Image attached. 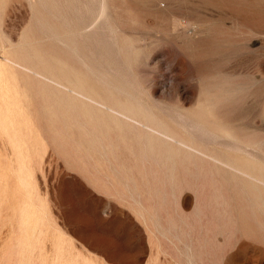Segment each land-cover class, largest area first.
Listing matches in <instances>:
<instances>
[{"label": "rangeland", "instance_id": "rangeland-1", "mask_svg": "<svg viewBox=\"0 0 264 264\" xmlns=\"http://www.w3.org/2000/svg\"><path fill=\"white\" fill-rule=\"evenodd\" d=\"M0 41L202 152L164 138L163 162L126 119L21 75L48 224L22 239L26 182L0 135V264L17 245L36 264H264V0H0Z\"/></svg>", "mask_w": 264, "mask_h": 264}, {"label": "bare ground", "instance_id": "bare-ground-1", "mask_svg": "<svg viewBox=\"0 0 264 264\" xmlns=\"http://www.w3.org/2000/svg\"><path fill=\"white\" fill-rule=\"evenodd\" d=\"M101 4H102V2H101ZM101 4L99 5L100 7H101ZM2 39H4V38L2 37ZM3 41L7 42V40H3ZM25 42H27V41H25ZM0 50L1 51L3 50L2 54L0 55V135L6 136L10 145H11V151L14 155L15 162H16L15 172L18 175L19 179H21V180L23 179V180H25V182L26 181L28 182V180L30 181V179H31V165H30L29 158H30V156H32V154H36L39 158H41L42 154L44 152V147H42L41 145L39 147H38V145L37 146L35 145L37 143L39 144V141H38V136L36 135V132H35L34 127H33L34 125H33V121H32L33 120L32 112L28 109V106H27V103L29 102V100H28V97L26 96V94H27L26 89L24 87H22V83H21L22 82V80H21L22 76L21 75L34 77L37 80H39V81H41L47 85H52V86L58 88V90H64L66 92L74 94L75 96L84 98V99L98 105L99 107L106 108L107 110H109L113 114H115L119 117H122V118L126 119L127 121L138 122L142 126L147 127L148 130H151L153 133L161 135L164 138L171 140L173 143H175L177 145H181V146L191 150L194 153L195 152L202 153L196 147L190 146L187 143L180 141V139L178 140L177 138H175L172 135H169L167 133H163L164 131H161V129H159L155 125L154 126L150 125L148 121L142 122V121L134 118L130 114L123 113L120 110L114 109V108L110 107L109 105L98 101L99 100L98 97H97V99H98L97 100L91 96L85 95V93H83V91H82L80 84L73 82L71 79L69 80V78H67V77L65 78V76H58V77L54 76L53 73L48 71L46 68H37L25 60H18L17 58H15L11 54V52L5 46H2ZM99 57H100V55H99ZM100 59L103 60L104 58H100ZM113 65H114V63H113ZM108 67H109V65H108ZM110 68H111V66H110ZM120 73H118V74H120ZM127 80H129V79L127 78ZM129 84H131V82ZM92 95L94 96V94H92ZM104 98H103V100H104ZM105 100H106V98H105ZM127 101L129 102L128 99H127ZM148 114H150V113H148ZM171 116H173V115H171ZM180 116H181V114H180ZM168 117L172 119V117H170V116H168ZM173 118H174V116H173ZM174 120H176V119L174 118ZM187 120H188V122H191V121H189V119L186 118L185 121H187ZM176 122H178V121H176ZM194 123L192 124L193 126H194ZM191 124H189V125H191ZM192 125H191V128L193 127ZM195 125H198V124L195 123ZM185 129H186V127H185ZM187 129H188V127H187ZM193 129H195V128H193ZM189 131L192 132L191 130H189ZM197 131L198 130H196V132ZM199 131H201L202 134L209 135L205 129H200ZM201 132L198 133L199 137L201 136V134H200ZM175 133H176V131H175ZM193 134L195 135L194 132H193ZM213 134H214V132H213ZM205 135H203V137ZM215 137H216V135H215ZM212 139H213V137L211 138V140ZM189 141H191V140H189ZM208 141H210V140H208ZM240 148L244 149L245 147H240ZM208 156H210V155H208ZM213 159H215V158H213ZM222 164H223V162H222ZM257 178H258V175H257ZM27 182L24 183V185H25V194L24 195H25L26 202L24 203L25 205H24L23 211L21 213L22 214L21 223L23 225L22 231L25 232V234L22 235V239H24V240H28L29 235H27L26 233L33 230L34 226L39 225L41 227V231L45 232L46 228H47V224H48V218H47L45 206L38 197L37 189L33 185H30L28 187ZM33 204H34V206L36 204V206H35L37 208L36 210H35V208L34 209L32 208ZM34 223L36 225H33ZM17 247L18 248L16 249V251H13L11 249H8L7 251H5L4 256H3L4 259H9L10 257L14 256L15 264H36L35 261L33 260L31 251H28L27 249H23L20 245H17ZM55 248L56 249L61 248V242H60L59 234L56 235Z\"/></svg>", "mask_w": 264, "mask_h": 264}, {"label": "crops", "instance_id": "crops-1", "mask_svg": "<svg viewBox=\"0 0 264 264\" xmlns=\"http://www.w3.org/2000/svg\"><path fill=\"white\" fill-rule=\"evenodd\" d=\"M113 122H115L114 126L119 127V128L124 124L123 121H113ZM118 122H120V123H118ZM127 123L128 124L132 123L133 125L138 127L137 129L139 130V132H144L145 133L144 134V136L146 138L145 142H147V144L150 146V148L157 149V152H158L157 154H158L159 158L162 159L163 162H165V160H167V159H171V158L174 159V158L177 157L173 151H171L170 153H165L164 137L163 136L153 133L151 130H148L147 127L142 126L138 122L127 121ZM117 124H119V125H117ZM155 126L157 127V125H155ZM169 141L172 142L171 140H169ZM200 219H202V221H203V220H205L207 218H204L202 216V217H200ZM203 224H206V222L204 221Z\"/></svg>", "mask_w": 264, "mask_h": 264}]
</instances>
